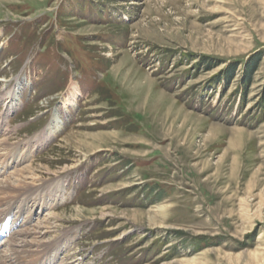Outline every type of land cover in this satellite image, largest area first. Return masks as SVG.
<instances>
[{"label":"rangeland","instance_id":"rangeland-1","mask_svg":"<svg viewBox=\"0 0 264 264\" xmlns=\"http://www.w3.org/2000/svg\"><path fill=\"white\" fill-rule=\"evenodd\" d=\"M263 93L264 0H0V179L32 182L0 242L39 224L18 264H264Z\"/></svg>","mask_w":264,"mask_h":264},{"label":"bare ground","instance_id":"bare-ground-1","mask_svg":"<svg viewBox=\"0 0 264 264\" xmlns=\"http://www.w3.org/2000/svg\"><path fill=\"white\" fill-rule=\"evenodd\" d=\"M78 92L77 85L76 84H71L70 87L68 88L66 94L63 96V101L69 102L72 98L76 96ZM2 96H6L3 100L2 103L6 107V112L9 114L20 104V97L18 93L16 92H11L7 91L5 94ZM3 98V97H2ZM62 121H60L59 117L57 116L56 113L53 114L51 123L48 125V127L45 128V131H43L40 135L36 136L37 139L35 138V144L40 145L43 142H45L47 139L51 138L53 134L61 127ZM6 142L5 140H0V152L4 148H6ZM30 152L26 153L25 155L29 156ZM1 158V157H0ZM5 158V157H4ZM3 163V162H2ZM6 165H3L0 169V175L4 173ZM22 169H18L17 174L13 173V171L10 173L12 175L2 177L0 179V205H6L7 203L3 202L6 199L7 195H10L15 192H20L27 187H29L30 183L32 182H26V180H22L23 174H22ZM28 171V170H27ZM16 172V171H15ZM28 181V180H27ZM40 190V189H39ZM18 194V193H17ZM24 219H19L16 221L17 225L20 223V226L23 225ZM39 225V224H38ZM38 225H33L35 229H22V230H15L14 229L9 232L8 230L5 233V236L2 238V241L0 242V264H7L5 261V255L7 254L8 250L12 251L13 254L15 253V256L11 260V263L18 264L20 254L24 255L27 254V251H30V248L32 246H40L42 243L46 242L45 239L42 238V233L37 229ZM10 230V229H9ZM1 232V231H0ZM32 235L34 233H37L35 237H31L30 239H25V238H18L17 236L19 235ZM1 234V233H0ZM35 235V234H34ZM45 249V248H44ZM36 250V249H35ZM34 250V251H35ZM33 251V252H34ZM9 253V252H8ZM21 255V256H22ZM53 254L50 255L52 257ZM9 259V258H8ZM21 259V258H20ZM7 260V259H6ZM23 260V259H22ZM8 262V261H7ZM21 264H24L21 262Z\"/></svg>","mask_w":264,"mask_h":264},{"label":"trees","instance_id":"trees-1","mask_svg":"<svg viewBox=\"0 0 264 264\" xmlns=\"http://www.w3.org/2000/svg\"><path fill=\"white\" fill-rule=\"evenodd\" d=\"M234 67H235V64H230V65H228V67H227V72L225 71V73L224 74H222V75H224V79L225 80H228L229 78H231L230 76L233 74V69H234ZM254 65L253 66H250V67H248L249 69H248V73L250 72H252L253 70H254ZM247 70V69H246ZM232 79V78H231ZM261 103L262 104H264V93H263V97H262V100H261Z\"/></svg>","mask_w":264,"mask_h":264}]
</instances>
